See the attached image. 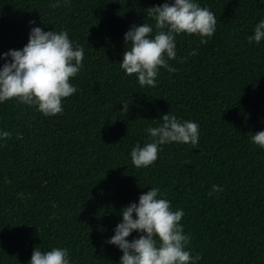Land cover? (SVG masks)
I'll return each mask as SVG.
<instances>
[{"label":"trees","instance_id":"trees-1","mask_svg":"<svg viewBox=\"0 0 264 264\" xmlns=\"http://www.w3.org/2000/svg\"><path fill=\"white\" fill-rule=\"evenodd\" d=\"M163 2L0 0V53L27 43L29 21L66 30L85 50L61 113L0 103V129L11 132L0 140V264H27L34 247L54 246L73 264H118L122 253L105 241L122 206L152 186L183 209L198 264H264V148L250 140L264 129V41L247 39L264 3L198 0L215 14V33L206 44L179 34L169 60L177 71L161 68L142 87L120 68L123 34L154 25L148 8ZM167 112L199 124L198 144H165L152 165L135 167L131 147ZM213 184L223 191L209 196Z\"/></svg>","mask_w":264,"mask_h":264},{"label":"clouds","instance_id":"clouds-1","mask_svg":"<svg viewBox=\"0 0 264 264\" xmlns=\"http://www.w3.org/2000/svg\"><path fill=\"white\" fill-rule=\"evenodd\" d=\"M61 0H53L55 8ZM65 4L70 0H63ZM264 3V0H261ZM155 24H133L123 34L125 45L119 62L121 70L134 75L139 85L154 87L163 68L169 72L177 68L169 60L177 59L176 37L184 33L200 37L206 44L216 31L215 14L198 0H164L148 8ZM27 43L20 49L0 53V103L15 99L18 103L35 106L45 116L63 111L62 101L78 91L72 78L83 67L84 47L69 38L66 30L45 31L29 21ZM249 43L264 41V19L255 25ZM195 49L192 54H195ZM122 113L129 104L122 103ZM155 126L145 129L148 140L131 147V163L137 168L149 167L158 158L162 146L171 143L191 144L199 141V124L181 119L167 112ZM11 132L0 129V140ZM253 144L264 148V129L252 134ZM223 191L217 184L211 186L209 196ZM184 211L173 210L171 202L158 186L141 193L136 202L122 206L120 221L113 235L105 243L116 246L122 255L118 264H198L200 254H191L187 245L190 233L181 223ZM135 233V235H133ZM131 237V239H129ZM27 264H73L67 248L54 246L50 250L34 247Z\"/></svg>","mask_w":264,"mask_h":264}]
</instances>
